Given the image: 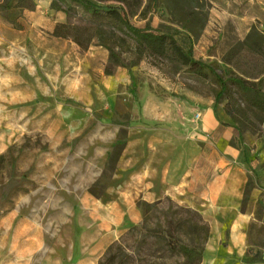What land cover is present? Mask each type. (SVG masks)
<instances>
[{"label":"rangeland","instance_id":"374dc122","mask_svg":"<svg viewBox=\"0 0 264 264\" xmlns=\"http://www.w3.org/2000/svg\"><path fill=\"white\" fill-rule=\"evenodd\" d=\"M34 1L36 9L15 24L0 17V264H71V245L86 217L81 200L113 204L142 175L168 169L183 170L188 183L162 200L199 212L212 228L220 208L210 189L231 168L247 172L238 212L244 241L230 252L231 264H264V123L239 90L231 85L216 104L221 88L213 73L202 79L151 60L106 76V49L94 44L82 51L51 35L68 20L63 11L79 7L69 0ZM54 1L62 11L52 10ZM199 1L192 22L188 4L174 15L164 0L151 9L144 0L131 21L174 35L194 48L198 61L229 76L228 52L248 29L264 34V3ZM213 106L219 125L208 129L203 113ZM228 130L233 157L217 144ZM144 203L136 201L142 215ZM229 244L228 234L217 246ZM217 250L208 254L207 245L202 263L215 264Z\"/></svg>","mask_w":264,"mask_h":264},{"label":"trees","instance_id":"16d2710c","mask_svg":"<svg viewBox=\"0 0 264 264\" xmlns=\"http://www.w3.org/2000/svg\"><path fill=\"white\" fill-rule=\"evenodd\" d=\"M80 10L69 7L63 11L68 20L54 26L52 37L71 40L82 51L94 44L109 52L104 73L113 76L120 68H133L146 60L177 73L187 68L202 79L207 71L214 74L220 85L215 97L219 103L234 85L241 99L264 123V34L253 27L243 42H239L223 59L229 76L218 75L209 65L195 58L194 48L183 46L174 35L150 27L135 26L131 19L141 10L144 0H69ZM172 14L188 4L192 22L201 8L199 0H164ZM159 0H150L148 9ZM52 10L62 11L54 1ZM34 0L0 1V17L15 24L26 11H34ZM145 12V9L142 13ZM81 13L79 19L74 14ZM182 19V18H180ZM183 20V19H182ZM188 22V24H189ZM233 119L234 113L229 112ZM143 221L131 227L120 240L112 244L99 264H202L210 236V226L201 214L174 204L170 199L143 204ZM246 263H251L250 259Z\"/></svg>","mask_w":264,"mask_h":264},{"label":"crops","instance_id":"0c3cea01","mask_svg":"<svg viewBox=\"0 0 264 264\" xmlns=\"http://www.w3.org/2000/svg\"><path fill=\"white\" fill-rule=\"evenodd\" d=\"M256 1L258 4L264 3V0ZM256 17L253 15L250 20L254 22ZM249 31L250 29L247 30V34ZM214 111V106L204 110L205 128L216 129L219 125ZM201 118L202 114L200 113L198 121ZM231 134V130L224 132V135L217 139V144L220 150L233 157L236 156L237 151L230 144ZM140 179L141 183H138L136 188L130 189L113 204L106 205L93 201L88 196L81 200L80 206L86 217L79 224V232L76 233L71 245V264H98L108 248L118 241L128 228L139 225L143 215L136 204L138 198L148 203H155L172 195L174 190H184V185L188 183V178L183 170L174 173L168 169L157 176L154 174L142 175ZM246 179L245 169L231 168L219 177L210 189L215 196L216 206L220 208L218 220L210 228V240L207 244L208 254L209 248L212 253L218 248L215 264H231L230 252L239 250L241 242L244 241V235L240 232L243 219L238 217V212ZM228 234L229 247L217 246L227 238Z\"/></svg>","mask_w":264,"mask_h":264},{"label":"built area","instance_id":"2783aa9c","mask_svg":"<svg viewBox=\"0 0 264 264\" xmlns=\"http://www.w3.org/2000/svg\"><path fill=\"white\" fill-rule=\"evenodd\" d=\"M197 118H200V114L197 115Z\"/></svg>","mask_w":264,"mask_h":264}]
</instances>
